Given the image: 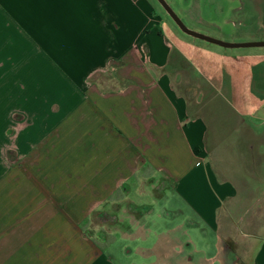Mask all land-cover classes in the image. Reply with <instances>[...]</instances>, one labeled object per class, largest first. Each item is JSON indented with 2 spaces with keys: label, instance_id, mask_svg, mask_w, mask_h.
I'll return each instance as SVG.
<instances>
[{
  "label": "crops",
  "instance_id": "obj_1",
  "mask_svg": "<svg viewBox=\"0 0 264 264\" xmlns=\"http://www.w3.org/2000/svg\"><path fill=\"white\" fill-rule=\"evenodd\" d=\"M165 1L192 31L264 41L255 0ZM154 10L0 0V264H264V51Z\"/></svg>",
  "mask_w": 264,
  "mask_h": 264
},
{
  "label": "rangeland",
  "instance_id": "obj_2",
  "mask_svg": "<svg viewBox=\"0 0 264 264\" xmlns=\"http://www.w3.org/2000/svg\"><path fill=\"white\" fill-rule=\"evenodd\" d=\"M145 1H148V2H151L152 5L154 6L155 10L153 12V18H158L161 17L162 19H165L166 21H168V23H170V25L172 27H174V29L180 34V35H183L179 30L178 28L175 26V24L172 22V20L170 19V17H168V15L166 14V12L164 11V9L159 5V3L156 1V0H145ZM243 1V0H241ZM256 1V6L257 8H262L264 7V0H255ZM239 3V2H236V4ZM262 13V12H261ZM260 14V13H258ZM187 20V19H186ZM188 24L189 21L187 20L186 21ZM186 26V25H185ZM188 28V27H187ZM237 31H245V32H248L249 35H251V31L252 29L250 28H244V27H241V26H237L236 29ZM264 31V29H263ZM255 35V34H254ZM258 37H261V36H264V32L260 31L258 33V35H256ZM244 38H246L245 40H247L249 37L248 36H245ZM249 39H252L251 37ZM137 46V44H135L133 46V48ZM248 51V50H256V51H264V48H246V49H241L240 51ZM215 103H225L224 101H221V100H218L217 102ZM7 162H8V157L6 156V145H5V149L2 150V155L0 156V230H4L5 227H7L8 225V208H7V205H8V196H7V187H6V179H7V172H6V168H7ZM151 200H147V203L145 204H150ZM149 221H152V222H156L157 218L155 215H151L149 218H148ZM18 221V220H17ZM16 221V222H17ZM89 232L92 233V235L95 237L94 235V232L98 231L97 228H94V227H91L89 228L88 230ZM3 233V232H1ZM152 235V238H154ZM151 238V236H150ZM145 239H149V236L148 237H145ZM144 240V239H142ZM145 241V240H144ZM126 245H131V242L130 241H127V243H125Z\"/></svg>",
  "mask_w": 264,
  "mask_h": 264
},
{
  "label": "water",
  "instance_id": "obj_3",
  "mask_svg": "<svg viewBox=\"0 0 264 264\" xmlns=\"http://www.w3.org/2000/svg\"><path fill=\"white\" fill-rule=\"evenodd\" d=\"M159 5L164 9L166 14L170 17V19L175 23V25L178 27V29L191 37H194L196 39H199L201 41H205L223 48H249V47H264V41L263 42H255V43H226L222 42L213 38H210L208 36H205L203 34L197 33L195 31L190 30L185 26V24L181 21V19L177 16V14L173 11V9L170 7V5L165 0H156Z\"/></svg>",
  "mask_w": 264,
  "mask_h": 264
},
{
  "label": "built area",
  "instance_id": "obj_4",
  "mask_svg": "<svg viewBox=\"0 0 264 264\" xmlns=\"http://www.w3.org/2000/svg\"><path fill=\"white\" fill-rule=\"evenodd\" d=\"M135 52H136L137 56L141 59L143 64H148L149 63V56L145 52L144 47L142 45L137 46L135 48Z\"/></svg>",
  "mask_w": 264,
  "mask_h": 264
}]
</instances>
